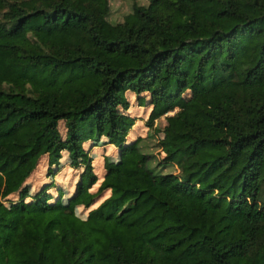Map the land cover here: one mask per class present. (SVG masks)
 <instances>
[{"label":"trees","instance_id":"16d2710c","mask_svg":"<svg viewBox=\"0 0 264 264\" xmlns=\"http://www.w3.org/2000/svg\"><path fill=\"white\" fill-rule=\"evenodd\" d=\"M110 12L0 0V264H264V0ZM128 91L152 104L161 157L130 137ZM88 141L118 150L97 190ZM43 155L82 167L67 203L49 182L26 201Z\"/></svg>","mask_w":264,"mask_h":264},{"label":"rangeland","instance_id":"374dc122","mask_svg":"<svg viewBox=\"0 0 264 264\" xmlns=\"http://www.w3.org/2000/svg\"><path fill=\"white\" fill-rule=\"evenodd\" d=\"M148 1L149 0H110L111 12L109 14V19L112 22L121 21L123 20L125 14L132 10L134 3H148ZM127 96L129 99L128 112L136 117V122L133 126L134 134H130V137H136L138 135L144 136V140L142 141L143 148L146 151L157 153L158 155H155L157 157H161L159 154L161 152L159 151V146L157 145L158 134L156 131H154V127L148 131L146 124L152 104L147 103L141 105L137 95L131 91L127 92ZM165 123L166 118L164 116L156 119L155 121V125L158 127L164 126ZM59 126L63 136H65L66 126L63 120L60 121ZM85 147L93 156V164L95 165L94 170L98 175V180L91 189L97 190L100 179L107 170V167L113 163V159H115V154L118 150L116 146L104 142L101 143L100 141H88L85 143ZM64 155H66L65 152L63 153V156ZM48 166V155H43L40 158L36 169L28 177L25 185L22 186V189L25 190L26 201L30 202L32 205L35 201L33 195L43 186L44 183L47 184L48 182L52 184V186L49 188V191L53 195L52 200L55 201L58 198L59 188L62 187L63 196L61 199L62 202L64 201L67 203L68 197L74 193L75 185L80 179L82 167L75 168L71 166L69 160L66 162H61V166L59 167L60 169H57L58 171L55 170L56 172L53 174L52 172H48ZM171 169H173V167H171ZM108 194L109 191H102L96 196L94 205L99 203ZM18 198V191L12 193L6 199L3 197L7 205H10L12 201L18 200ZM90 209V207H85L84 205L75 207L76 213L82 217H86Z\"/></svg>","mask_w":264,"mask_h":264}]
</instances>
